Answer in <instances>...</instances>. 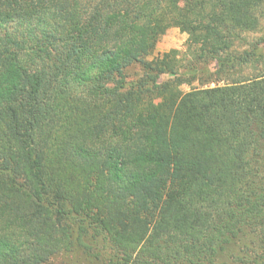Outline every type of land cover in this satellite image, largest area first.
Segmentation results:
<instances>
[{"label":"trees","instance_id":"1","mask_svg":"<svg viewBox=\"0 0 264 264\" xmlns=\"http://www.w3.org/2000/svg\"><path fill=\"white\" fill-rule=\"evenodd\" d=\"M263 23L264 0H0V264H264ZM171 27L184 71L155 56ZM208 59L223 83L181 91Z\"/></svg>","mask_w":264,"mask_h":264},{"label":"rangeland","instance_id":"2","mask_svg":"<svg viewBox=\"0 0 264 264\" xmlns=\"http://www.w3.org/2000/svg\"><path fill=\"white\" fill-rule=\"evenodd\" d=\"M189 6L186 3H182L180 6L181 11L188 10ZM246 37L253 44H258L259 46H264V23L263 26L258 29L256 32L246 34ZM187 41L188 34L183 32L178 27H171L167 30V32L161 37L158 42L157 49L155 52L156 55H164L171 52H177L176 57L179 61V67L181 71L186 70L187 65L191 62L192 58L187 51ZM208 63L206 65L207 70H210L211 73L208 75H203L201 80L198 79L192 81L191 83L185 82L181 85L180 89L183 92H188L194 87H200L201 82H208L207 85L215 86L217 83L222 84L223 82H217L212 80H217L219 76L217 74H212L214 70V61L208 59L206 61ZM126 74L129 77V80L139 79L144 75V71L142 69V64L138 63L131 66L126 70ZM170 76L162 75L159 80H167ZM86 254L80 247H75L71 252L61 253L54 257H52L47 264H86Z\"/></svg>","mask_w":264,"mask_h":264}]
</instances>
